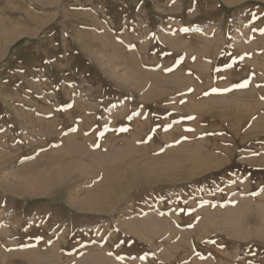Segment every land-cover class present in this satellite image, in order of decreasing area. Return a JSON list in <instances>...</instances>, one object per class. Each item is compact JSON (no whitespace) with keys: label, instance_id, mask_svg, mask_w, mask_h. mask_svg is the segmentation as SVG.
Instances as JSON below:
<instances>
[{"label":"rangeland","instance_id":"374dc122","mask_svg":"<svg viewBox=\"0 0 264 264\" xmlns=\"http://www.w3.org/2000/svg\"><path fill=\"white\" fill-rule=\"evenodd\" d=\"M0 264H264V0H0Z\"/></svg>","mask_w":264,"mask_h":264},{"label":"bare ground","instance_id":"6f19581e","mask_svg":"<svg viewBox=\"0 0 264 264\" xmlns=\"http://www.w3.org/2000/svg\"><path fill=\"white\" fill-rule=\"evenodd\" d=\"M72 171H73V170H72ZM79 175H80V174H79ZM66 176H67V175H66ZM30 178H32V177H30ZM45 184H46V183H45ZM40 185H42V184H40ZM46 185H47V184H46ZM51 185H52V184H51ZM51 185H49V186H51ZM41 187H42V186H41ZM52 187H54V186H52ZM45 188H46V187H45ZM45 188H43V190H44ZM49 189H50V188L48 187V191H49ZM46 190H47V189H46ZM51 190H52V188H51ZM53 190H54V188H53ZM39 191H41V189H40ZM48 191L45 192V194H46V193L48 194V193H49ZM39 193H40V192H39Z\"/></svg>","mask_w":264,"mask_h":264},{"label":"snow or ice","instance_id":"6c2138e0","mask_svg":"<svg viewBox=\"0 0 264 264\" xmlns=\"http://www.w3.org/2000/svg\"><path fill=\"white\" fill-rule=\"evenodd\" d=\"M242 86H245V85H242Z\"/></svg>","mask_w":264,"mask_h":264}]
</instances>
